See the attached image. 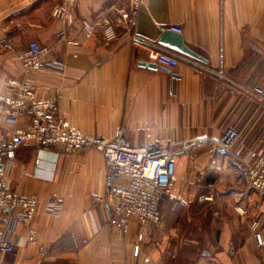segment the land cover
<instances>
[{
	"label": "crops",
	"instance_id": "crops-1",
	"mask_svg": "<svg viewBox=\"0 0 264 264\" xmlns=\"http://www.w3.org/2000/svg\"><path fill=\"white\" fill-rule=\"evenodd\" d=\"M131 1L77 0L69 25L51 15L63 0H0V40L21 25L10 35L13 50L0 45V93L16 77L38 100H56L59 116L86 136L111 140L124 126L133 145H172L175 190L184 193L162 202V220L150 225L136 255L137 222L123 232L107 222L99 149L39 153L24 145L7 164L6 185L37 198L39 209L31 223L16 225L2 264H264V245L250 228L264 199H249L243 177L248 153H264V0H141L136 25L128 27L119 10ZM108 23L118 37L105 45L101 29ZM87 24L95 27L90 37ZM171 27L182 29V42L196 57L167 49L178 59L175 67L144 66L151 63L149 48H158ZM61 30L79 45L59 41ZM31 41L50 52L25 73L17 53ZM5 126L0 113V129ZM229 129L238 138L223 157L215 143ZM52 197L60 202L54 216L44 212ZM28 229L48 245L45 256L28 243Z\"/></svg>",
	"mask_w": 264,
	"mask_h": 264
},
{
	"label": "built area",
	"instance_id": "built-area-1",
	"mask_svg": "<svg viewBox=\"0 0 264 264\" xmlns=\"http://www.w3.org/2000/svg\"><path fill=\"white\" fill-rule=\"evenodd\" d=\"M76 1L63 0L53 8L52 17L71 25L75 20L72 5ZM140 6L141 0H132L128 9L119 10L121 19L128 27L136 25ZM20 27V24H16L8 30L7 35L0 40L1 47L13 50L10 35L15 34ZM94 28L92 24L85 25V36H92ZM171 30L182 33L179 27H171ZM117 37L113 24L108 23L102 27L101 38L105 45H109ZM57 38L69 45L78 46L80 43L67 39L63 30L58 32ZM49 52V48L31 41L27 49L17 53V59L23 71L29 73L39 68ZM148 61L163 68H172L178 64L175 56L157 47L149 48ZM52 63L58 64L57 61ZM0 113L6 123V126L0 129V224L3 227L0 255L12 251L10 235L16 225L31 223L39 209L37 198L18 196L6 185L7 164L24 145H33L39 153L56 150L70 154L81 151L85 155L91 148L99 149L106 166L103 198L107 204V222L121 232L126 230L131 221L137 222L136 255L140 254L139 244L148 235L150 225H158L162 220V202L180 199L184 193L183 187L175 190L176 165L171 152L172 145L152 142L133 145L124 126L117 129L111 140L86 136L59 116L56 100H38L32 86L24 80L16 77L6 79L5 89L0 93ZM237 138L236 130H227L215 143L219 154L223 157L231 155ZM192 145L193 143H186L185 147ZM36 162H39V158ZM243 162V177L249 191V199L254 202L258 201V197L264 199V153L250 152ZM96 200L101 201V197ZM236 210L240 214L245 213L241 206H237ZM59 211L58 199L49 198L44 205V212L54 216ZM259 213V217L251 222L250 228L259 244L263 246L264 239L261 237L260 228L264 208H260ZM26 237L28 243L38 247L42 256L47 254L48 245L38 243L34 231L28 229ZM144 261L148 262V258L145 257Z\"/></svg>",
	"mask_w": 264,
	"mask_h": 264
},
{
	"label": "water",
	"instance_id": "water-1",
	"mask_svg": "<svg viewBox=\"0 0 264 264\" xmlns=\"http://www.w3.org/2000/svg\"><path fill=\"white\" fill-rule=\"evenodd\" d=\"M158 48L168 52L167 49H173L183 55L189 56V57H196L186 45L182 42V38L179 34L176 35L173 31L170 30H163L162 31V37L157 42ZM146 67H157L156 64L153 63H143Z\"/></svg>",
	"mask_w": 264,
	"mask_h": 264
}]
</instances>
